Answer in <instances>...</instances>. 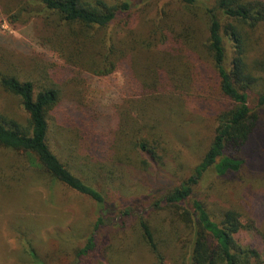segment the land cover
<instances>
[{
	"label": "rangeland",
	"instance_id": "rangeland-1",
	"mask_svg": "<svg viewBox=\"0 0 264 264\" xmlns=\"http://www.w3.org/2000/svg\"><path fill=\"white\" fill-rule=\"evenodd\" d=\"M215 1L200 3L211 7ZM161 4L173 12L179 5L178 0ZM18 6L16 0H0V78L12 74L44 82L49 71L59 81L63 99L57 121L54 117L52 121L61 139L72 141L76 154L87 160L82 164L90 161L104 169L95 187L103 190L107 203L98 227L103 211L95 201L0 148V264H38L32 252L41 264H155L139 229L140 211L152 209L164 190L192 175L212 143L218 114L229 106L206 50L207 21L201 12L185 14L167 28L157 17V7L137 2L111 28L99 31L95 41L89 40L90 48L81 56L67 61L54 51L58 39L43 19L29 13L18 17ZM189 26L198 39L192 47L184 34ZM167 32L172 49H166L170 39L163 40ZM254 32L249 63L261 66L259 76L264 78V23ZM123 44L129 48L125 69L107 76L94 74L90 64L104 67L102 60ZM0 116L19 123L28 119L20 99L1 86ZM81 118L101 141L94 143L98 148H93V156ZM144 138L161 143L159 158L149 165L138 163L133 150L135 140ZM240 157L246 163L237 175L209 180L203 193L208 192L205 197L214 213L233 209L243 215L251 230L241 243L264 259V115ZM150 190H155L153 196L145 198ZM130 209L131 216H125ZM162 219L159 216L156 222ZM90 237L96 247L79 257ZM171 256L176 254H167Z\"/></svg>",
	"mask_w": 264,
	"mask_h": 264
},
{
	"label": "trees",
	"instance_id": "trees-1",
	"mask_svg": "<svg viewBox=\"0 0 264 264\" xmlns=\"http://www.w3.org/2000/svg\"><path fill=\"white\" fill-rule=\"evenodd\" d=\"M16 1L19 3L16 15L29 13L31 17H41L45 27L51 30L52 37L58 39L54 51L67 61L69 57L81 56L86 51L83 49L90 48L89 40L95 41L94 36L99 31L111 28L137 2L157 7V17L167 28L174 27L176 21L185 18V14L196 16L202 13L209 34L206 50L217 74L221 95L229 106L218 114L212 143L192 170V175L181 184L164 190L152 209L140 211L139 229L155 257V264H264V259L255 248L241 243L243 234L251 230L244 224L243 215L233 209L214 213L209 207L210 198L205 197L208 192L203 193L205 188L202 187L211 179L229 178L242 170L246 160L241 159L240 153L262 126L264 78L259 76L261 66H252L248 54L252 49L254 31L264 23V2L216 0L209 7L200 0H178V9L173 12L168 5L161 7L162 0ZM184 32L189 47L197 44L193 27L189 26ZM167 35L168 32L163 35V40L170 39L171 45L166 49H172L171 37ZM100 42L105 45V39ZM231 48L232 57L229 59ZM126 50L129 48L123 44L115 55L102 60L104 67L89 62L90 67H94L93 73L107 76L118 68L125 69L129 53ZM84 61V64L87 63ZM45 73L44 82L2 74L1 88L20 99L28 119L26 123H19L0 116V148L25 158L53 181L95 201L103 211L99 227L103 223L107 202L103 190L99 191L95 186L104 169H99L98 164L90 161L82 164V160H87L76 154L73 142L61 139L58 125L55 122L54 125L52 119L57 121L56 113L64 92L59 81L49 71ZM85 119L81 118L82 125L87 127L86 138L93 146L92 155L93 148L97 149L101 141ZM159 144L158 140L136 139L133 150L138 154V163L149 165L155 162L159 158ZM140 154L147 159H142ZM154 191L150 190V195L145 198L152 197ZM131 212L132 209L124 212L125 216H131ZM159 216L163 219L156 222ZM96 245L95 238L90 237L78 256L85 257ZM170 251L177 257L168 258V253L173 255ZM31 257L41 264L34 252Z\"/></svg>",
	"mask_w": 264,
	"mask_h": 264
}]
</instances>
